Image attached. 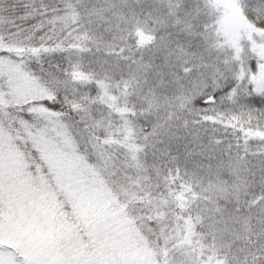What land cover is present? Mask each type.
<instances>
[{
    "label": "snow or ice",
    "instance_id": "1",
    "mask_svg": "<svg viewBox=\"0 0 264 264\" xmlns=\"http://www.w3.org/2000/svg\"><path fill=\"white\" fill-rule=\"evenodd\" d=\"M0 264H264V0H0Z\"/></svg>",
    "mask_w": 264,
    "mask_h": 264
}]
</instances>
